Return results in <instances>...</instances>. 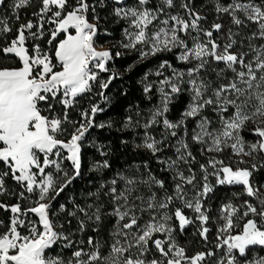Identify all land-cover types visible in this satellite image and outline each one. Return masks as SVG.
Here are the masks:
<instances>
[{"label":"snow or ice","instance_id":"snow-or-ice-1","mask_svg":"<svg viewBox=\"0 0 264 264\" xmlns=\"http://www.w3.org/2000/svg\"><path fill=\"white\" fill-rule=\"evenodd\" d=\"M4 3L5 0H0V5ZM30 3L31 0H13V8L19 10ZM112 3L111 14L127 25L122 30L124 39L119 42L120 47L137 51L141 60L179 50L177 61L192 65L180 70L168 60L162 61L155 75L163 78L155 84L145 82L143 88L148 94L156 87L159 105L149 110L143 124L129 116L123 125L125 129L143 127V143L137 147H144L153 155L164 150L169 137L177 138L174 145H166L174 148L175 158L158 161L165 166V171L172 173L173 191H165L163 196L158 197L152 188L164 189V180L151 174L144 179L118 173L109 182L111 187L107 193L111 196L113 208L106 215L116 218L108 252L102 254L104 245L90 236L87 239L89 251L77 248L67 259L61 255H46L59 241L65 242L64 248H72L74 242L70 234L57 230L63 225L54 224L49 215L51 204L45 201L54 200L72 179L81 174L82 141L89 130L111 127L110 123H95L97 113L104 110L98 104L82 110L80 121L70 120L68 109L76 106L78 97L91 92L94 82L101 89L99 96L107 99L103 90L109 87L116 74L112 73L109 79L101 81L99 73L109 72V62L122 53H113L111 49L97 50L96 47L95 38L100 31L98 23L101 19L96 14L97 7H106V0H94L91 4L89 0H75L70 11H66L68 0H41L42 7L34 13L40 17V23L34 25L28 21L21 24L17 36L0 50L5 54H14L21 63L18 68H0V162L6 169L0 173V194L6 191L4 177L11 173L12 179L24 188L19 193L21 199H29L25 192L38 197L35 206L23 212L19 203L10 206L13 214L10 225L6 232L0 233V264H206L213 257H216L214 264H264V257L248 259V253L255 247L264 248V185L257 186L252 179L254 171L258 170L257 164L234 169L223 160L210 156L207 165H200L204 174L203 184L192 196H189L185 186L195 188L196 174L189 167L188 175H185L181 168V165L195 161L187 139L189 120L195 124L191 129V141L202 146V154H218L226 149L238 157L264 153V43L259 46L253 43L257 39L264 41V0H230L226 4L214 0L218 16H229L236 29L249 24L256 26L251 35L244 37L249 41L248 51H233L238 43L243 44V40L236 39L240 32L233 31L231 27L227 30L225 42L218 43L213 38V32L220 33L224 25L213 23L210 30L203 28L200 22L206 18L194 11L188 0H179V3L177 0H158L155 6L153 0H135L131 6L126 0H112ZM177 6L184 10L187 19L179 12L173 14L170 11ZM49 12L51 18L48 22L56 27L48 43L56 40L60 33H64L65 37L59 40L54 57L42 52L38 45L30 55L25 46L28 38L25 31L32 38L42 36V31L31 30L34 27L42 29L43 17ZM90 12L95 22L89 20ZM15 18L19 20L18 12ZM70 29H74L75 34ZM11 31L7 20L0 19V35ZM53 59L58 65L53 63ZM213 63L224 65L211 70L215 72L217 81L227 79V83L220 82L214 86L212 80L201 75ZM57 67L60 70H55ZM166 68L171 69V75L164 74ZM228 72L232 73L230 79L226 76ZM144 80L147 81V75ZM185 91L189 100L180 118L172 121L166 114L174 98ZM55 105L62 107L60 115L54 114ZM206 111L213 113L215 120L205 114ZM161 124L163 131L161 138L157 139L149 130ZM250 124L254 125L251 131L257 137L256 142L246 141L241 134L248 130ZM68 125H72L73 131L68 132ZM179 130L183 132L180 136ZM65 134L67 139L58 138ZM65 152L66 155H63ZM65 159L72 165V176L62 167ZM240 163L246 161L241 160ZM108 167L110 165L106 160L94 165L96 170ZM51 169L61 174L65 182L57 186L58 178ZM209 174L216 178L217 185L242 186L243 194L255 202L244 200L239 205L232 202L222 205L214 246L222 250V255L217 257V252L209 250L188 256L186 249L175 239L176 228L172 221L175 218L178 222L180 232L198 222V235L208 241L210 216L203 200L213 191V186L208 183ZM118 181L123 182L119 190L116 187ZM141 186L148 189V194L140 191ZM176 201L183 208L176 207L170 212V205ZM6 207L0 204V208ZM92 208L91 204L87 208L77 206L76 211L68 215L76 217L77 212L83 213L88 221L96 224L93 231L98 232L103 213L100 206L90 213ZM184 208L195 214L194 219L185 215ZM28 213L36 214L38 222L26 224L21 217ZM145 214L148 219L141 223ZM68 223L71 224V221ZM21 227L26 228L27 234L18 230ZM77 227L78 231L84 232L85 220L78 219ZM157 234H163L165 238H154ZM153 246L160 258L148 259Z\"/></svg>","mask_w":264,"mask_h":264},{"label":"trees","instance_id":"trees-1","mask_svg":"<svg viewBox=\"0 0 264 264\" xmlns=\"http://www.w3.org/2000/svg\"><path fill=\"white\" fill-rule=\"evenodd\" d=\"M156 1L158 2V0H153V3ZM71 2L72 0H68L66 11L71 10ZM93 2L94 0H89L90 4ZM188 2L191 4V7L194 11L206 18L201 21L202 26L210 23H221L223 25L227 23L226 20L222 19V17L226 16V14L218 16V14L215 12L214 0H188ZM228 2H230V0H221V3L226 4ZM41 7V0H31V3L28 6L19 10H15L13 8V0H5V3L0 5V19H6L12 29L11 32L0 35V50H2L4 47H7L11 40L17 36V30L21 24H26L28 21H32L34 25H38L40 23V17L34 15V13H38ZM17 12L20 17L19 20L15 18ZM97 13L101 17L98 23L100 32H102V35L99 39L100 43H108L109 45L111 44L110 46L113 53L116 51H120L122 53L120 57L115 58L109 64L110 68H115L119 72L116 74L115 78L112 79L109 87L103 90L107 99H104L101 96L99 97L98 93L101 91V89L98 86V88L95 89V93L98 94L97 98L89 101L90 97L93 95L92 91L85 93L83 96L77 99L78 103L76 106L74 108L68 109V111L74 112L76 115L73 117V119L80 121V112L86 108H90L92 104H98L104 109L102 112L97 114L96 120L98 124L110 123L111 127H105L103 129L99 127H93L92 131L95 134L96 141L104 146L106 153V155H101L102 151H94L95 160H106L110 165V167L107 169V172H115L128 166H132L135 163H138V165H141V167H157L158 170V167L162 164L158 162L150 150H147L144 147H137V145L141 144L135 145L133 143V137L130 132L131 129H125L123 125L129 116L133 118V121L138 120L140 115L137 116V112H145L151 108L153 104L152 102H156L157 100L156 87H153L152 92L148 94H145L143 91V78L150 69L157 68L164 60H168L173 66L176 67L187 66V64L177 61L176 54L179 50H174L171 53H159L156 56H149L141 60L137 51L119 49V47L116 45L124 39L122 32L123 28L125 27L124 21H116L117 18L115 16L112 14H106L105 10L100 7H97ZM91 19H93L92 16ZM43 26V30H50V28L54 27L55 24H47V22L44 21ZM39 29L40 28L38 27H34L31 31L38 32ZM27 37L28 38L26 39L25 44L28 47L29 54L32 55L33 48L38 45L41 47L42 52L49 53L50 56L54 57L55 48L58 45L59 40L65 37V34L62 33L59 35L51 44L48 43V41L51 40V31H48L42 38L35 37L33 39L30 38L29 35ZM53 61L56 62L55 59H53ZM20 66L21 63L14 54H5L0 51V68H18ZM149 97L151 98L149 99ZM188 100L189 95L187 91L183 92L178 97H175L174 102L170 105V111L167 113V117L172 121L178 120ZM88 101L89 104L85 105ZM88 156L89 154L84 153V151L82 152L81 165L83 169L81 174L79 177L72 179L71 183H69L67 187L64 188V191L58 196V202H56L54 199L55 206L50 209V216L54 221V213L60 206L58 215L61 225H63L61 231L66 235L70 234V239L74 242L73 247L64 248L63 244L65 242L59 241L57 245L53 246L52 249L46 252V255L48 256L61 255L67 259L71 256L72 251L78 248V244H81V246H86L85 248H87V239L90 236L93 237L94 240H104L109 245L111 244L109 243V238L111 234V228H113L116 223L115 217L108 216L104 213L102 215V222L99 231L97 232L93 231V229L96 228V224L94 226L87 225L88 223L83 213L77 212L76 217L68 215L69 212L76 211L77 206L85 208L87 196L93 194V192L98 187L99 183L93 178V172L90 169V161ZM200 165H198V168H200ZM5 170V166L2 162H0V173ZM259 172L264 173L262 167ZM72 175L73 174L70 176ZM160 176L163 177V175ZM4 179L6 191L0 194V204H3L7 207L0 208V221L3 222L0 224V233L6 232L8 230V226L10 225L11 216L13 215L10 211V206L19 203L23 207L25 203V199H21L19 196V193L24 191L22 185L18 184L14 179H12L11 173L4 177ZM262 180H264V178ZM261 182L263 181H260V183ZM232 193L233 190L231 187L218 186L217 190L212 195L210 194V198H213L214 202L219 205L221 200L231 196ZM30 195L31 194L25 192V196ZM102 196L104 197V194ZM37 198L38 197L36 195L35 199ZM104 198L98 199V201L105 204L106 201ZM244 200H252L255 202L253 198L246 196L244 197ZM62 205L63 209L65 210H62ZM78 219H84L86 222V229L84 232L78 231ZM69 221H71V224L68 223ZM209 227H211V225H209ZM183 234V241L189 250V255H194L197 252L208 250L204 249V245H206V243L199 235H192L188 228H185ZM211 235L212 233H209V237H211Z\"/></svg>","mask_w":264,"mask_h":264},{"label":"rangeland","instance_id":"rangeland-1","mask_svg":"<svg viewBox=\"0 0 264 264\" xmlns=\"http://www.w3.org/2000/svg\"><path fill=\"white\" fill-rule=\"evenodd\" d=\"M106 3H107V6L102 8V9L105 10L106 14L110 15L111 14V10H112L114 5L112 3V0H106ZM126 3L129 6H131L132 4L135 3V0H126ZM156 3H157V1L153 3V6H155ZM177 3H179V0H177ZM71 5L72 6L75 5V0H72ZM117 6H119V5H117ZM170 11H172L173 14H175L176 12H179L181 15L185 16L186 19L188 18L186 13L184 12V10L179 8L178 6L176 8H174V9H171ZM96 14H98V13H96ZM91 16L93 17V14L90 12L88 18H89V20L91 22H95V21H93V19H91ZM50 18H51V12H49L47 14V16H44L43 20L46 21L47 24H48L49 23L48 21L50 20ZM222 19L226 20V22H227L224 25V27H223L225 29V31L222 28L220 33L213 32V38H215L218 43L223 44L225 42V40L227 39V30H228V28L231 27L233 29V31H239L240 32V35L237 36L236 39L238 41L243 40V44L241 45V44L238 43L233 48V51H238V50L239 51H248V43H249V41L247 39H244V37H247V36L251 35V33L253 31H255L256 26L253 25V24H249L248 27H242L241 29L238 30V29L235 28V26H233L231 24V20H230L229 16H227V15L223 16ZM212 24L213 23L206 24L205 26H202V25L201 26L203 28H205V29H209L210 30ZM124 26L125 27L127 26L125 21H124ZM225 26H226V28H225ZM55 27H56V25L54 27H51L50 30H43V28L39 29L37 33L42 31L43 35L42 36L38 35L37 37L38 38L44 37V35L48 31L52 32V30ZM70 32L72 34H75L74 29H70ZM61 34L62 33H60L59 35H61ZM25 35H26V37L29 35L27 30L25 31ZM101 35H102V32L99 31L97 37L95 38L96 39L97 50L111 49V46H110L111 44L109 45L108 43H104V44L100 43L99 39H100ZM30 38H32V37H30ZM202 39H206V38L202 37ZM253 43L256 44L257 46H259L260 44L264 43V41L257 39L255 41H253ZM189 44L191 45V40H189ZM25 46H26V44H25ZM116 46L119 47V49H124V48L120 47V44H117ZM40 49H41V47H40ZM111 62L112 61H110L109 64ZM53 63H56L58 65L57 61L56 62L53 61ZM191 66L192 65L187 64V66H183V67H176V66H173V67L176 68V69H180V70H186L188 67H191ZM223 66H224L223 64L216 65L215 63H213L211 65V67L209 68V70L207 72H202L201 75L202 76H206L209 80H212L214 82V86H215L216 83H220V82L227 83L228 82L227 79H223L221 81H217L215 72H213L211 70L212 68L218 69V68H222ZM108 67H109V65H108ZM109 69H110V71L107 72V73H99V80L103 81V80L109 79V77L112 75V73L117 74L119 72L115 68H110L109 67ZM158 69H159V66L157 68H155V69H150L147 72V74H146L147 75V81L144 80V78L146 76L145 75L144 78H143V82L144 83L145 82H152L153 84H155L156 81L162 79L163 77H157L155 75V72ZM55 70H60V69H59V67H57ZM163 71H164L165 75H171V69H167L166 68ZM226 76L230 79L232 77V73L228 72V73H226ZM184 87L187 88V85H184ZM96 88H98V83L94 82L92 90H91L93 95L90 97L89 101H91L92 99H95V98L98 97V94L95 93V89ZM89 101L85 105H88ZM159 102H160V97H159V93L157 92V100H156V102H152L153 104H152L151 108H149L145 112H141L140 113V117L138 118V120L140 121L141 124H143L145 122V119L147 118V116L149 114V110L152 109L153 107L159 105ZM42 107H43V105H42ZM61 111H62V107L60 105H55L54 114L55 115H60ZM99 113L100 112H98L97 114H99ZM68 114H69V119L70 120L76 121V120L73 119V117L76 115L74 112L68 111ZM205 114L209 115L210 118L215 120V115L213 113H211L210 111H206ZM96 118H97V115L95 117V123L98 124ZM194 126H195L194 121L189 120L188 121L189 135H188L187 139H188V142H189V145H190V149H191V151L193 153V156H195V161H192L189 165H181V168L184 170L185 175H188L187 169L189 167L196 174V180L194 181L195 188L192 185H186L185 186L186 190L188 191L189 196L194 195L195 191L199 190L202 187L203 175L204 174L201 172L200 168H198V165H200V164L207 165V162H208V159H209L210 156H215L216 159L223 160L225 162V164H228V165L232 166L234 169L237 168V167H240V168L250 167L251 164H253V163L257 164L258 170L254 171L252 179H253V182L257 186L264 185V180H262L264 178V173L259 172L261 170V167L264 170V153L253 154V156H251V157H245V156H239L238 157V156L234 155L231 152L230 149H226L224 152L218 153V154L217 153H203L202 154L201 151H200L202 146L199 145V144L193 143L191 141V129ZM67 127H68V132L73 131L72 125H68ZM253 127H254V125L250 124L248 126V130H246V131L241 133L244 136V138L246 139V141L256 142L257 137L251 131V129ZM130 129H131L130 132H131L132 137H133L132 138L133 143L135 145L142 144L143 143V137H144V129H143V127H137V128H134V129L130 128ZM162 131H163L162 124L158 125V126H153L149 130L151 135L155 136L157 139L161 138ZM248 133H250V134H248ZM182 134H183L182 130H179L178 131V136H180ZM58 138L67 139V134H65L64 136L58 137ZM176 139L177 138L169 137L168 141L165 142L164 150L162 152H158V153H156L154 155L155 158L158 161L161 160V159L175 158V150H174V148L173 147H168L166 145L167 144H173L174 145L176 143ZM83 151H84V153L89 154L88 159L90 161V169L93 172V178L96 179L98 181V183H99L98 187L93 192V194L87 196L85 208H87V205H90V204L93 205V208L89 210L90 213H91V211L95 210L96 206H100L101 207L103 214L104 213L106 214V213H108V212H110L112 210L113 204L111 202V196L108 195L107 193H108L109 188L111 187L109 182L113 178H116L118 173L121 174V175H124V176H128V177L144 178V179H147L149 174H151V175L155 176L157 179H162V180H164V182L166 181L164 189H160L158 187L153 186L152 191H155L157 193L158 197L163 196L165 191H167L168 193H171L173 191L174 181L172 179V173L169 172V171H165L164 170V168H165L164 165H160L158 167V170H157V167L156 168H150L149 166L141 167V165H138V163H135L132 166H128V167H126L124 169L117 170L115 172H107L108 168H101L99 170H96L94 168V165H96L97 163H102L103 161H99V160L96 161L95 160L94 151H96V152L102 151L103 153H105V150H104V146L99 144L96 141V137H95V134L92 131V129L89 130V132L85 135L84 140L82 141V152ZM82 152H81V154H82ZM63 155H66V152L63 153ZM241 160L246 161V163H240ZM62 167L64 168L65 171H67L69 173V176L71 174L74 175V172H73L72 165H71L70 161H67L66 159L63 160ZM82 169H83V167L81 165V171H82ZM46 171H49V169H46ZM51 171L53 172L54 176H57V178H58V185L57 186H59V184H62V183L65 182L64 178H63V176L61 174L55 173L54 169H51ZM208 171H209V173H211L212 169L209 167ZM160 175H163L164 178L161 177ZM77 177H79V176H77ZM260 181H263V182L260 183ZM208 183L213 186V191L208 194V196L203 200V203H204V206L209 210L208 214L210 216V220H209V223H208L207 226L209 227V225H211V227H209L210 228V232L209 233H212V235H211V237H209V234H208V241H205L206 245H204V249H208L205 252H207L209 250L217 252V257H219L220 255L223 254V252H222V250L215 249L214 246H215V244L217 242V232H218V223H219L218 217H219V214H220V209H221L222 205H224V204H226L228 202H232L233 204H237V205L241 204L244 201V197L246 195L243 194L242 186L217 185L216 184V178L214 176H212L211 174H209V176H208ZM101 185H104V187L102 188ZM218 186L219 187H222V186L223 187H231V189L233 190L232 195L226 197L223 200H221L219 205L216 202H214L213 198H210V196L217 190ZM116 187H117L118 190L121 189L123 187V182L122 181H118ZM140 191L144 192L145 194H148V189L145 188L144 186H141ZM103 194H104L105 198L102 196ZM35 196H36V194H31L30 196H26V197H29V199H25V203H24L23 207L21 206L22 207L21 208L22 212L24 210H26L27 208H29V207L35 206V203H34L36 201ZM91 197H94V198H91ZM58 198L59 197L56 196V198H55L56 202L59 201ZM102 198H104V200L106 201L105 204H103L102 202L98 201V199H102ZM55 201L54 200H50V201L46 200L45 202L46 203H50L51 204V208H53V206H55ZM176 207L183 208V206L178 201H176L172 205H170L169 211L170 212L174 211ZM50 209H49V215H50ZM59 209H60V206L54 213V221H53L54 224H56L57 226L61 225V221L59 220L60 218H59V215H58ZM183 211H184L185 215H187V216H189V217L194 219L195 214L190 209L184 208ZM21 218L25 220L26 224L28 222H38V216L36 214H34V213H28L27 216H22ZM50 218H51V216H50ZM147 219H148V216H147V214H145L143 216L142 220H141V223H143ZM87 223H88L87 225H93V226L95 225V223H93L92 221H88L87 220ZM240 223L242 225L243 221H241ZM172 224H173V227L176 228V231L174 233L176 241L178 242V244L180 246H183L186 249V253H187L188 256H193V255H189V250L187 249L186 244L183 241L184 234H183V232H180V230L178 228V222L175 221V218H173ZM186 228H188L190 230L192 235H194V236L198 235V222L194 223L193 225H189ZM18 230L21 231L22 234H27L26 228H24V227H21ZM57 230L61 231V228L57 227ZM112 230H113V228H111V232H112ZM238 230L239 229H237V231ZM154 238L164 239L165 237L163 236V234H157L156 237H154ZM109 239H110L109 243H112L111 234H110V238ZM100 242L104 245V247L101 249L102 254H106L108 252V250H109V244L107 242H105L104 240L100 241ZM77 247L78 248H83L85 251H89L90 250L89 246H87V248H85L86 246H81V244H78ZM258 257H264V248L255 247L250 253H248V259L249 260H252V259H255V258H258ZM152 258H160L159 254L155 252L154 246H153V251L148 255V259H152ZM215 259H216V257L209 258V260L206 262V264H214Z\"/></svg>","mask_w":264,"mask_h":264}]
</instances>
